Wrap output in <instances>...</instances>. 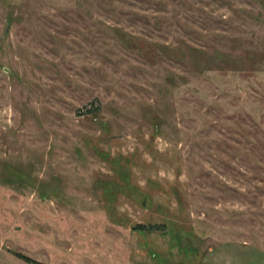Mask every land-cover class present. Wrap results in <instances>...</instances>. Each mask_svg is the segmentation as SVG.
I'll return each mask as SVG.
<instances>
[{"label": "rangeland", "instance_id": "1", "mask_svg": "<svg viewBox=\"0 0 264 264\" xmlns=\"http://www.w3.org/2000/svg\"><path fill=\"white\" fill-rule=\"evenodd\" d=\"M18 252L264 264V0H0V264Z\"/></svg>", "mask_w": 264, "mask_h": 264}, {"label": "trees", "instance_id": "2", "mask_svg": "<svg viewBox=\"0 0 264 264\" xmlns=\"http://www.w3.org/2000/svg\"><path fill=\"white\" fill-rule=\"evenodd\" d=\"M143 226H144V225H142V227H143ZM151 226H156V225L151 224ZM17 255L20 256V257H22V258H23L24 260H26V261H31V262H35V263L37 262L35 259L29 257L28 255H24V254H22V253H20V252H18Z\"/></svg>", "mask_w": 264, "mask_h": 264}, {"label": "crops", "instance_id": "3", "mask_svg": "<svg viewBox=\"0 0 264 264\" xmlns=\"http://www.w3.org/2000/svg\"><path fill=\"white\" fill-rule=\"evenodd\" d=\"M26 263H31V264H36V263H33V262H28V261H26V260H24Z\"/></svg>", "mask_w": 264, "mask_h": 264}]
</instances>
